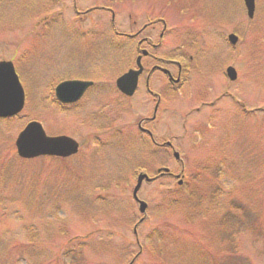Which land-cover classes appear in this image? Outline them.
Instances as JSON below:
<instances>
[{"label":"rangeland","instance_id":"1","mask_svg":"<svg viewBox=\"0 0 264 264\" xmlns=\"http://www.w3.org/2000/svg\"><path fill=\"white\" fill-rule=\"evenodd\" d=\"M171 1L170 33L162 51H171L174 57L180 54L184 41H191L196 44L190 46L195 52L199 49L201 54L208 53L204 69L218 64L210 79L211 85L217 84L218 93L229 84L237 96L238 92L245 93L244 100L250 106H261L264 0H258L259 17L253 20L248 18L243 0ZM182 1L190 7L183 13L179 12ZM140 2L75 0L74 10V0H0V61H15L27 95L19 117L0 121V264H72L74 254L78 259L75 264H129L138 254L133 229L142 215L131 199L135 169L156 173L157 168L167 164L174 174H179L181 168L168 153H160L158 162L154 156L149 158L152 154L144 147L137 153L136 143L141 137L137 125L152 115L154 107L146 94V76L133 98L119 97L115 89L116 80L135 65L136 43L123 48L127 41L114 37L110 14L91 10L79 18L77 12L85 15L94 7H110L116 15L117 30L131 34L146 22L145 17L138 16L143 15L141 9L145 7V11L148 2L153 7L158 3ZM162 27L159 25L151 34L155 42L159 41ZM231 33L239 37L242 34L236 46L242 52H226L221 40L227 45ZM199 60L198 57L197 63ZM230 65L247 76L234 87L225 75ZM200 71L193 77L194 84L191 82L196 92L197 84L203 81ZM70 78L91 80L96 86L78 105L60 107L55 87ZM244 81H249L245 88ZM199 95H177L167 103L166 112L156 124L145 127L154 131L159 141H174L187 161L188 176H197L198 169L208 167L200 172L197 181L203 187H198L196 194L209 197L218 180L204 179L203 184L202 178L222 165L224 176L233 178L231 186H225L226 191L232 188L229 200L239 201L240 205L246 201L250 215L239 218L235 241L213 242L209 240L215 234L212 228L201 227L202 221L196 218L189 224L185 222L183 216L191 214L190 208L184 207L183 214L177 211V205L165 210L167 200H175L172 193L177 189V180L166 178L158 185H144L139 197L148 204L147 220L137 229L144 251L135 264H230L233 254L228 253V247L233 249L235 243L242 264H264L262 119L248 117L243 123L248 126L246 130L238 132L237 125L228 133L222 130L227 128L222 122L212 128L204 116L185 118L203 101ZM31 121L41 122L48 136L71 135L81 144L79 154L66 160L42 157L21 161L16 140ZM200 121L207 130L203 137L198 125L191 126ZM185 125L189 131L183 137ZM220 145L225 147L218 151ZM121 158H130L134 170L119 169ZM101 163L107 164L105 170L94 172L95 166L104 169ZM169 188L171 193L167 192ZM224 215L225 212L220 216ZM166 223L176 229H160L161 239L152 236ZM184 228L193 231L182 232ZM123 246L128 249L126 254L120 252Z\"/></svg>","mask_w":264,"mask_h":264},{"label":"water","instance_id":"2","mask_svg":"<svg viewBox=\"0 0 264 264\" xmlns=\"http://www.w3.org/2000/svg\"><path fill=\"white\" fill-rule=\"evenodd\" d=\"M249 10V16L253 17L255 11V0H245ZM230 42L235 45L238 42L236 36L229 37ZM139 71L130 70L127 74L120 77L117 81V87L127 96H133L138 85L139 76L142 73V67ZM229 77L232 80L237 78L236 71L233 68L228 69ZM92 85L90 82L72 81L65 82L58 86L56 90L60 102L70 104L78 101L86 90ZM25 105V93L19 77L16 73L14 64L8 61L0 62V118H12L20 114ZM16 146L18 154L23 159H35L43 156H55L67 158L76 154L79 145L73 139L68 137H48L43 126L38 122H31L20 133ZM175 157L179 159V154L175 152ZM144 180L151 181L147 175H140L138 184L134 190V197L140 204V211L145 213L147 204L140 201L138 192L141 189Z\"/></svg>","mask_w":264,"mask_h":264},{"label":"flooded vegetation","instance_id":"3","mask_svg":"<svg viewBox=\"0 0 264 264\" xmlns=\"http://www.w3.org/2000/svg\"><path fill=\"white\" fill-rule=\"evenodd\" d=\"M161 20L153 21L152 23L148 24L146 23L143 25V27L135 34V41H136V50H137V56H142V65L144 68V71L142 75L140 76L139 80V86H141V79L146 76L145 79V90L146 93L149 94V96L152 99L153 102V112L151 117H156L154 120L156 121L157 117L161 116L166 111V102L172 97L173 94H181L185 92L188 88H190V82H191V64L195 67L197 61L194 63V57L192 55H189L190 52V46L185 45L181 51L178 57L171 58L170 52H164L163 50V40L166 35V30L163 29L159 33V41L155 42L152 35L157 31V27L161 25ZM142 35H144L142 37ZM147 50L148 54L144 55L143 51ZM231 51L234 52L232 49ZM198 55V54H197ZM193 62V63H192ZM191 63V64H190ZM203 64V63H202ZM197 68H201V64L199 63V66ZM215 69L213 67H209V72L211 70ZM221 70V67H219ZM169 72V73H166ZM213 72V71H212ZM171 74V75H170ZM212 73L208 74L206 76L207 78H214L211 76ZM158 80H156V79ZM215 83V82H214ZM234 82L231 83V86H233ZM138 86V89H139ZM208 92H212L214 95H218V97L214 98V101L209 104V106L213 107L217 111V114L226 113L235 119L238 112H236V108L230 106V97H234L235 93L232 92L231 87L229 84L227 85L226 89H224L222 92H217L216 87L217 84L211 85L208 83ZM219 88V87H218ZM138 91V90H137ZM221 93V94H220ZM240 93V92H239ZM220 94V95H219ZM234 94V95H233ZM241 94V93H240ZM121 97H125L120 93ZM239 105L240 109L242 111L247 110V106H250L246 100H241L239 96ZM224 100V102H223ZM226 101L228 105L226 106ZM206 106L208 104H205ZM75 106V105H74ZM200 110L201 108H197ZM228 109V110H227ZM229 111V113H228ZM241 111V112H242ZM149 117V116H148ZM146 117V119L148 118ZM150 118V117H149ZM153 122V121H152ZM151 122V123H152ZM146 134V133H145ZM148 135V134H147ZM152 138L150 137V140ZM156 142L152 139L153 146H156L159 149H162L164 151L168 150V148L163 147V142L156 140Z\"/></svg>","mask_w":264,"mask_h":264},{"label":"trees","instance_id":"4","mask_svg":"<svg viewBox=\"0 0 264 264\" xmlns=\"http://www.w3.org/2000/svg\"><path fill=\"white\" fill-rule=\"evenodd\" d=\"M246 150L244 151V154L246 156ZM247 157V156H246ZM23 161V160H21ZM221 164V162H220ZM204 168L208 169V167H202L197 170V176H188L187 180L182 188H177L173 192L175 193L172 196L175 197V200L168 199L167 206H165V210L175 209L176 205L179 206V213L183 214V208L188 207L190 208L191 214L184 215V220L187 224L192 222L190 219L196 218L198 221H202L201 227L206 226L209 229L212 228L214 231V235L209 238V240L213 239V242L215 241H235L237 235L236 232H238L235 227L241 223L239 218H246L250 214L247 213V203L246 201L243 202L242 205H240V202L231 201L230 196L232 194V188L228 191L225 190V186H231L232 179L224 176V168L222 165L216 166L214 169L215 172L208 174L205 178L203 177L202 181L203 184L205 180L209 178H213L212 180H218V182L214 185L212 191L209 193V197H206L202 194H196V190L198 187L201 186V181H197L200 172L205 171ZM205 179V180H204ZM203 187V186H201ZM248 186H247V194H248ZM206 201V202H205ZM206 203V204H205ZM176 211V210H174ZM225 212V215L221 217L220 215ZM242 212L244 213L243 216ZM244 220V219H243ZM167 227L174 228V226H170L169 224H163L162 227L158 228L156 235L158 239H161L160 233L162 232V228ZM199 230V229H198ZM193 231V230H192ZM192 231H188L187 228H184L182 232L190 233ZM234 231H236L234 233ZM193 234V233H192ZM255 235H257L255 233ZM86 238V237H85ZM144 251V249H143ZM123 254H126L128 252V249L123 246V249L120 251ZM239 249H237V243H235L233 249H230L228 247V253H232L235 256H230V264H242L239 259H242L239 257ZM138 258L134 261V264L136 263ZM77 258H75V254L73 256V259L70 261L72 264H75L77 262ZM57 261L60 263V259H57Z\"/></svg>","mask_w":264,"mask_h":264}]
</instances>
